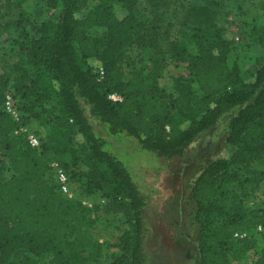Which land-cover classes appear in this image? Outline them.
<instances>
[{
	"label": "trees",
	"instance_id": "16d2710c",
	"mask_svg": "<svg viewBox=\"0 0 264 264\" xmlns=\"http://www.w3.org/2000/svg\"><path fill=\"white\" fill-rule=\"evenodd\" d=\"M88 1L47 0L52 8L60 6L58 17L42 21L34 35L24 27L22 12L0 26V35L15 30L27 77L14 84L20 112L15 118L3 110L9 80L0 73V164L10 170L0 180V264H91L101 255V242L91 232L97 206L60 191L54 160L70 181H80L84 193L99 194L106 210L124 216L120 253L110 264H144L145 197L92 120L112 135H131L143 149L172 158L225 115V146L231 151L201 165L189 187L200 263L238 264L254 250L253 264H264V245L257 249L254 236L258 224L264 227V200L248 208L242 192L232 188L264 148V54L246 74L230 66L231 33L216 22L209 4H190L179 22L182 36L172 39V22L161 12L171 0H150L161 9L150 20L133 14L135 0H119L129 10L123 17L109 0L87 9ZM95 26L104 28L101 35H89ZM131 47L152 48L153 54L147 70L132 68L126 75L122 64ZM173 57L186 67L167 89L160 80ZM111 93L121 99H111ZM32 120L47 128L43 135L35 131L38 146L20 130ZM235 231L248 235L235 238Z\"/></svg>",
	"mask_w": 264,
	"mask_h": 264
},
{
	"label": "rangeland",
	"instance_id": "374dc122",
	"mask_svg": "<svg viewBox=\"0 0 264 264\" xmlns=\"http://www.w3.org/2000/svg\"><path fill=\"white\" fill-rule=\"evenodd\" d=\"M98 2L100 0H89L86 8H92ZM109 2L116 16L123 17L129 12L119 0ZM193 3L209 4L216 14V22L229 30L232 45L228 53V63L230 66L238 65L242 74H246L252 69L257 56L264 54V0H171L163 11L155 8L150 0H135L132 12L138 18L150 20L161 10L172 22L170 38L180 39L184 27L179 22L184 21L186 9ZM59 11L60 6L52 8L47 0H0V26L4 21L17 20L22 12L24 27L34 35L35 28L42 21L55 20ZM14 31H4L0 35V73L8 78V89L13 94L15 82L27 79L23 71L24 57L18 52ZM103 31V27L95 26L89 30V35H101ZM152 54V48H128L127 58L122 64L126 75L132 68L147 70ZM169 64L160 80L167 89H170L172 84V76L186 67L180 57L170 58ZM14 98L17 105L19 100L15 95ZM228 119V115L223 116L215 126L200 133L182 155L172 158H164L143 149L131 135H112L101 121L92 120L94 130L105 137L106 147L125 164L145 197L144 264H201V241L189 216L193 203L189 187L199 173L201 165L207 164L223 151L227 155L230 153V148L225 146ZM25 127L29 131L39 130L42 135L47 129L40 126L36 120H32ZM64 158L67 159L68 156ZM76 169L72 168V171ZM51 174L53 176V172ZM9 176L7 165L1 163L0 180ZM70 183L72 198H79L86 204L97 206L93 213L95 222L91 232L101 242V255L91 264H110L120 253L118 242L124 228V216L120 212L106 210V200L99 194L84 193L80 181L76 178H71ZM232 188L242 192L246 207L252 208L261 204L264 200V148L259 158L242 169L239 182L233 183ZM254 233L257 237V249L261 248L264 245V232ZM247 255L238 264H245Z\"/></svg>",
	"mask_w": 264,
	"mask_h": 264
},
{
	"label": "built area",
	"instance_id": "2783aa9c",
	"mask_svg": "<svg viewBox=\"0 0 264 264\" xmlns=\"http://www.w3.org/2000/svg\"><path fill=\"white\" fill-rule=\"evenodd\" d=\"M99 72H100V74H102V69H100ZM109 97L113 100H120L121 99V96L117 93H111V94H109ZM2 107H3L4 111L10 113L13 117H15V118L19 117L20 112L16 107L14 94L11 93L9 90L5 94V99H4V102L2 104ZM20 130L25 132L26 138L32 146H38L39 145L40 137L34 131L27 130V128L25 126H22L20 128ZM50 164H51V167L54 171V177H55V179L59 185L60 191L65 196L72 198L73 193L71 190V183H70L69 174L59 165V163L57 161L54 160ZM87 205L91 206L90 204H87ZM256 230H257V232H264V227L261 224H258L256 227ZM247 235H248L247 231H235L233 233V237H235V238H242V237H246ZM247 254H248L247 255V262L245 264H253V260L256 256L255 251L250 250Z\"/></svg>",
	"mask_w": 264,
	"mask_h": 264
}]
</instances>
